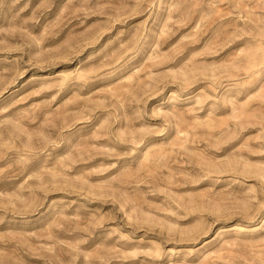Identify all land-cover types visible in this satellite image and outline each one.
I'll return each mask as SVG.
<instances>
[{
  "label": "rangeland",
  "instance_id": "rangeland-1",
  "mask_svg": "<svg viewBox=\"0 0 264 264\" xmlns=\"http://www.w3.org/2000/svg\"><path fill=\"white\" fill-rule=\"evenodd\" d=\"M0 264H264V0H0Z\"/></svg>",
  "mask_w": 264,
  "mask_h": 264
}]
</instances>
